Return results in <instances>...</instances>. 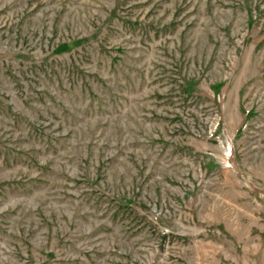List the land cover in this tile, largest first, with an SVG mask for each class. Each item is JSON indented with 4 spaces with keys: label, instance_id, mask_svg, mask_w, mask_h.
<instances>
[{
    "label": "rangeland",
    "instance_id": "obj_1",
    "mask_svg": "<svg viewBox=\"0 0 264 264\" xmlns=\"http://www.w3.org/2000/svg\"><path fill=\"white\" fill-rule=\"evenodd\" d=\"M0 264H264V0H0Z\"/></svg>",
    "mask_w": 264,
    "mask_h": 264
}]
</instances>
